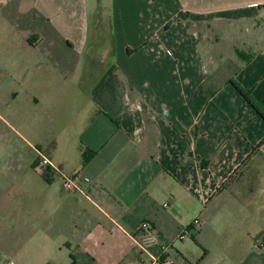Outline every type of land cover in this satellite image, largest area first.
<instances>
[{
    "label": "crops",
    "instance_id": "0c3cea01",
    "mask_svg": "<svg viewBox=\"0 0 264 264\" xmlns=\"http://www.w3.org/2000/svg\"><path fill=\"white\" fill-rule=\"evenodd\" d=\"M98 1L0 0V264H264V0Z\"/></svg>",
    "mask_w": 264,
    "mask_h": 264
},
{
    "label": "built area",
    "instance_id": "2783aa9c",
    "mask_svg": "<svg viewBox=\"0 0 264 264\" xmlns=\"http://www.w3.org/2000/svg\"><path fill=\"white\" fill-rule=\"evenodd\" d=\"M53 169L61 175V188L69 192H82V181L76 175L65 176L61 174L54 165L44 156L40 155L39 161L36 163V170L39 172L45 169ZM166 204L163 205L165 207ZM201 222L199 219H194L192 221L193 230L199 229ZM190 237L188 231H182L178 235L179 241H184ZM133 242L135 248L140 254L149 256L152 260L151 263L157 264H176L166 259V253L168 252L170 246L167 244H162L158 241L157 237L151 231L148 222H143L140 225L139 232L133 237Z\"/></svg>",
    "mask_w": 264,
    "mask_h": 264
},
{
    "label": "trees",
    "instance_id": "16d2710c",
    "mask_svg": "<svg viewBox=\"0 0 264 264\" xmlns=\"http://www.w3.org/2000/svg\"><path fill=\"white\" fill-rule=\"evenodd\" d=\"M233 89L242 98V100L254 111V113L264 122V110L263 108L253 99L251 92L241 87L237 82L231 81ZM264 145V139L259 143L258 147ZM87 161L86 157L83 156V162ZM229 183V181H228Z\"/></svg>",
    "mask_w": 264,
    "mask_h": 264
},
{
    "label": "rangeland",
    "instance_id": "374dc122",
    "mask_svg": "<svg viewBox=\"0 0 264 264\" xmlns=\"http://www.w3.org/2000/svg\"><path fill=\"white\" fill-rule=\"evenodd\" d=\"M96 2L98 1V0H95ZM100 1H102V2H105L106 0H100ZM99 2V1H98ZM15 138L17 139V137L15 136ZM12 139H13V137H12V135H11V133L9 132H7L6 134H5V136H4V142H2V146L0 147V162H4V163H7V162H9L10 161V157H7V154L5 153V152H7L6 150L8 149L7 148V143H6V141L8 140L9 142L11 141L12 142ZM14 145L16 146V144H15V142H14ZM2 150V151H1Z\"/></svg>",
    "mask_w": 264,
    "mask_h": 264
}]
</instances>
